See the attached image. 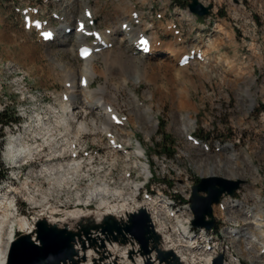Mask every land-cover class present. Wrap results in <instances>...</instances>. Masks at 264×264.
<instances>
[{
  "label": "rangeland",
  "instance_id": "374dc122",
  "mask_svg": "<svg viewBox=\"0 0 264 264\" xmlns=\"http://www.w3.org/2000/svg\"><path fill=\"white\" fill-rule=\"evenodd\" d=\"M81 1L85 0L74 2L70 0H0V112L6 108L7 115L20 118L17 126L12 121L11 125H9L10 122L2 121L6 127L0 128V142H4L0 147V164L2 165L0 174L6 175L7 180L2 182V185L5 184V187L9 185V187L4 195L12 199L14 208L19 211L17 215L30 219L31 223H34L35 230L37 222L35 217L43 209L42 206L36 207V203L41 205L43 196H47V201L63 212L80 209L96 212L98 211L96 207L99 206V201L96 199L91 201L88 209L76 199L77 193L80 199L86 198L89 189L85 186L88 183L94 185L96 181L98 183L96 187L103 182H109L116 188L122 186V180L126 179L129 181L125 189L128 193L132 192L130 185L142 184L145 188L142 191L144 194L140 193L138 194L140 196L136 197L140 202L141 200L145 202L143 197L150 194L155 196L159 191L170 195L175 194L187 202L190 201L193 187L199 184L201 179L209 177L202 174L206 166H211L216 159L221 160L222 163L228 162V155L231 152L238 154L235 156L238 164L232 165L234 168L229 167V169L240 175L237 178H228L225 175L226 171L222 168L216 176L228 182L239 181L241 184L232 196L222 194L219 197L220 201L223 204L227 200L244 201L245 206L250 207L246 211L248 213L256 203L252 191L259 189L257 196L264 208V109H262L264 108V0H197L205 7L211 6L208 16L204 17L191 13L189 10L191 0H90V7L97 9V12L95 17H90L87 21L88 26L93 24V28L102 33L109 32L118 21L120 14L131 9L130 12L133 11L136 20V23L133 20L131 24L138 26L139 35L150 38L153 47L157 49V52L150 56H138L148 65L155 64L154 70H143L139 75V82L131 81L127 88L124 86L121 92L117 93L119 117H132L133 113L135 114L139 109L146 115L151 114L157 122L150 137H145L142 130L133 129L135 135L131 138L129 148V152L135 151L134 148L139 143L142 144L146 155L141 156L140 163H147L151 174L146 178L142 174L141 166H136L137 162L134 165L132 162L126 165L121 159L122 154L111 149L108 137L98 133L93 137L84 136L79 139L77 151H80V156L78 155L80 160H78L81 161L83 168L79 170L75 176L77 178L72 182L77 183L79 189L72 184L69 185V189L59 188L53 183H50L48 187V184H44L42 180H36V182H43L37 186L41 188L37 195L32 192L31 186H27L30 188L28 191L23 188L26 179L31 178L27 172L32 162L35 170L39 169L43 162L46 163L48 155L52 154L61 155L62 165L73 162L69 147L64 143L65 141H61L64 132L59 122L65 116L62 111V102H64L63 93L66 91V77L58 64L61 65L62 61H66L68 65L77 69V73L82 69L83 64L77 57V51L70 54L63 50L69 44L63 45L58 40L48 44L42 43L37 32L24 30L21 11L29 6L36 8L37 12L33 13V16L43 21H50L47 27L53 29L64 24L68 25L67 29L70 30L67 34L68 43L71 44L77 25L76 19L82 12ZM54 16H59L61 21L54 20ZM115 44L112 43V46L106 50H111ZM125 45V48L115 46L113 51L120 53L124 50L126 57H135L132 52L136 50L135 46L127 41ZM60 48L62 49L56 55L48 51ZM169 49L177 50L180 54L200 50L203 58L191 61L187 66L179 67L177 58L167 57ZM13 62H17L25 70L14 67ZM94 64L98 68L103 66L100 59L95 60ZM118 73L116 72L115 75ZM77 76L76 79H72L75 83H77ZM118 77L120 79L121 76L115 79L119 80ZM104 83V77L98 76L93 79L90 88H96ZM79 92L81 93L80 90ZM247 95H250L253 100H246ZM61 98L62 101H60ZM96 111L98 110L88 114L86 120L96 115ZM187 113L190 127L188 133L184 135L180 130L182 129L181 116ZM100 114L105 118L108 117L104 110H100ZM133 126L134 124L130 125L131 128ZM130 127L124 126L125 131ZM75 131V126L72 125L71 137ZM198 132L207 134L208 150L204 149L203 143L196 146L187 138L192 136L195 139H203L198 136ZM9 136H18L23 143L39 146L27 165L24 164L25 162H18L17 167H13L12 161L6 157L4 145ZM49 138H54L59 143L46 144L47 139L50 141ZM224 147H228L226 152L223 151ZM82 154L91 155L92 158ZM245 154L248 155L247 161L244 159ZM18 165L21 166L20 169ZM253 167L257 169L256 172L253 171ZM126 170L130 177L125 175ZM13 177L17 180L15 188L10 187ZM219 187L217 184L216 188ZM8 190L10 193H7ZM48 190L49 195L46 194ZM13 191L16 193L14 194ZM30 191L32 194L29 193ZM31 196L34 197L35 204L29 203L28 198ZM198 196H207V194L199 192ZM164 197L167 198L164 199ZM159 198L169 203L175 202V199L170 196L160 195ZM133 204L132 202L130 206ZM159 206L162 207V211H159ZM159 206L156 207L158 213L156 212L155 217L156 221L159 219L162 223L164 222L165 238H168L170 244H176V249L184 256L189 259L191 256L193 261L190 264H205V258L208 255V257L212 256V264L219 256L222 258V264H252L247 257L240 255L239 243L232 242V239L225 236L229 230L228 227L234 225L240 229L252 228V224H246L244 220L245 212H241L242 215H232L227 209L221 210L218 203L211 206L214 227L218 230L215 233L209 232L212 233V239L217 238L214 242L217 251L216 253L208 252V254L191 249L181 239L178 221L183 219L188 221L190 227H194L192 222L196 219L190 202L183 205L179 212V219L167 217V213L171 211L167 203L159 202ZM173 211L178 212V210ZM205 220H208V217H205ZM10 222H12L11 219H8L3 227L0 252H3L2 248L5 247ZM15 231L17 235L22 233L17 230V227ZM110 237L116 243V232ZM36 238L34 237L33 243L41 247L40 241L35 240ZM74 244L75 241L71 244L72 250L69 256L59 264L70 261L75 253ZM117 246V253L125 250V246ZM140 249V256L152 253L151 250ZM154 255L157 256L155 252ZM261 261L259 260L256 264H264V261ZM143 262L145 264V261Z\"/></svg>",
  "mask_w": 264,
  "mask_h": 264
},
{
  "label": "bare ground",
  "instance_id": "6f19581e",
  "mask_svg": "<svg viewBox=\"0 0 264 264\" xmlns=\"http://www.w3.org/2000/svg\"><path fill=\"white\" fill-rule=\"evenodd\" d=\"M70 1L74 2L78 0H70ZM81 3H82V7L80 8L82 9V12L76 19L77 20L76 27H78V22H83L87 24L88 19H86L84 16L86 11L91 12V18L95 17L96 15L95 13L97 12V9L94 10L93 8L90 7L91 6L90 0H85L84 2L81 1ZM130 10L131 9L127 10L126 12L124 11V13L120 14L118 21L109 30L111 35L107 34V32L106 33L101 32L106 42L116 43L115 46L118 48L121 47L125 48L126 41L130 42L131 45L135 46V48L138 46L137 42L143 36H140L139 33L137 32L138 26H133L131 24V21L134 20V22L136 23V20L134 18L133 11L130 12ZM118 23L120 24L119 26ZM123 24H127L128 27L127 30L125 31L121 29ZM66 28H69V26L64 24L61 25L59 28L53 29L56 35L53 41L55 42L56 40H58V42L63 45L69 44L68 47L63 50L70 52V54L77 51L78 54V48L82 45H86L87 38L75 31L73 33L74 35L73 42L70 44L68 43L69 41L68 35L64 33V30ZM45 29L52 30L49 27H45ZM146 39L148 40V43L152 48L151 53L155 54L157 52L156 51L157 49L153 47L152 40L150 41V38L148 37H146ZM48 42L51 41H47V44ZM113 48L111 50H106V51L102 49L101 52L92 53L87 60L82 62L83 64L82 69L78 71L79 73H77V69L75 70L72 66L68 65L66 61H62L60 63L61 65L58 64V66L63 69V73H65L66 91L65 93H63V95L65 94L68 99L62 102V111L65 114V116H63L61 122H59L60 123L59 125L60 127L63 128V132H64L61 137V139L63 140L61 141L62 142L65 141L64 143L67 144V146L69 147L71 151L70 157L73 162L62 165L60 163L61 161L60 154L48 155L49 158L46 161V163L43 162L40 165V168L36 170L33 169L32 166L33 162H32L31 165L29 166V171L27 172L29 177L31 178H27L25 183H23L24 186L23 188H25L26 191H28L30 188L31 189L33 188L32 192H35V195H37L38 190L40 191L41 189L40 186L38 187L39 189L37 188V186L39 185V183L41 184L43 182L46 185L48 184V187L50 183H53L59 188L62 187L69 189L70 188L69 185L71 186L72 184L73 187L79 189L77 183H72L73 180L77 178L75 176L79 173V170L83 168L81 161H79L80 159L78 160L79 157L78 155L80 152L77 151L79 146V139L84 136L93 137L98 133H102L106 137L110 134V137L108 139L109 143L112 140H114V142L117 145H122V150L118 152L122 154L121 159L126 165H128L130 162H132V164L134 165V163L137 162L136 166L137 167L141 166L140 169L142 170V174L145 175L146 178H148L149 175L151 174L149 165L147 163L145 164L140 163L142 162L141 156L146 155L145 149L143 148L142 144L139 143V145L136 148H134L135 151L132 150L129 152V148L131 146V138L132 136L135 135L134 130L136 131L142 130V132L145 134V137H150L155 130L157 122H155V119L151 116V114L146 115L143 111H140L139 109L138 111H136L135 114L133 113L134 116L131 115L132 117H128V118L119 117V109H117V97H118L117 93L121 92L124 86L127 88L130 85L131 81H134L136 83L139 82L140 79L139 75L143 70L152 71L156 66L155 64L148 65L147 63H144L143 59L138 58V56L144 57L143 54H139L135 57L134 56L126 57L124 50H122L119 53L118 51L114 52ZM61 49L62 48L48 50V51L50 53H53V55H56L59 54ZM169 50L170 51L167 52L168 53L167 57L169 58L179 59L180 56H182V54H185L184 52L180 54V52L174 49H169ZM132 52L133 54L137 53V50ZM97 59H100L101 64H103L102 68H98L94 64V61ZM14 67L17 66L15 65ZM17 68L20 69L19 67ZM116 72L119 73L115 75ZM76 75H78L77 83H75L74 80H72V79H76L75 78ZM98 76H103L105 83L96 88H90L93 79H96ZM117 76H121L120 79L118 77L119 80L115 79ZM81 78H85L88 81V84L85 88H82L80 86ZM78 90H80L81 93L80 92L78 93ZM135 100L136 99L134 98V103H136ZM246 100L252 101L253 99L250 95H247ZM108 108H110L112 111L107 112ZM93 110H98L95 112L96 115L90 116V118L86 120L88 114H92ZM100 110H104L105 112H107L108 117L107 118L103 117V115L100 114ZM112 114H116L120 120H123L122 126L115 125L112 122L111 120ZM188 117H189L188 113L187 115L184 114L181 116L182 129L180 130H182L181 133H183L184 135L188 133L190 127ZM11 124L12 123L10 122L9 125ZM131 124H134L133 128L130 127ZM72 125L75 126V130H76L73 137H71ZM124 126L126 128L128 127L130 128L127 131H125L126 128H124ZM5 127H6L5 125H0V128L5 129ZM122 135H124V137H121ZM47 140L45 142L46 144L49 143L56 145L57 143H59L54 138H49L50 141ZM5 143L7 144L4 153L6 157L12 161L13 167H17L18 162H22V163L25 162L24 164L27 165V163L32 160L34 152L38 151L37 149L39 147L34 144L28 145L26 144V142L23 143L18 136L17 137L9 136V139ZM228 147H224L223 151L226 152ZM236 155L238 154L231 152L228 155L229 161L224 163H222L221 160L216 159V161L211 166L209 167L206 166V170L202 171V174L209 177H215L217 174H219V171H221L223 168L224 171H226L225 175L228 178H232V179L237 178L238 175L240 174L235 173V171L229 169V167H233L232 165L238 164L237 163L238 161L235 158ZM244 159L246 161L249 160L247 154L244 155ZM18 167L20 168L21 166L18 165ZM253 171L256 172L257 169L253 167ZM125 175L130 177V174H128V170L125 171ZM36 180H42L43 182H36ZM128 182L129 181L126 179L122 180L121 183L122 186L114 188V186H111V183L109 182L108 183L103 182L98 187H96V185L98 184L96 181L94 185H92V183H88L85 186L89 189L86 198L80 199L79 193L76 194V199L78 200L77 202L79 203L82 202V205L86 209H88V207L91 205L92 200L95 201L96 199L97 201H99L98 203L99 206L96 207L98 211L96 212H91L90 210L87 211L81 209L74 211L70 210L69 212L66 211L63 212L60 209H58L57 206L51 205L47 201V196L42 197L43 200L41 201L42 203L41 205H38L36 203V207H41V206L43 207V209L40 210L37 217H35L36 221L42 220L45 221L49 226L51 225L56 226L57 228L67 229L72 232H75L76 230L81 228V226L87 227L86 233L82 234L79 240L78 239L75 240L74 255L70 258V261L64 262L63 264H143L144 263L143 261H145V264H147L148 262H151L153 264H163V262L157 256L154 255L153 250L152 253H148V254L145 253L143 254V256H140L141 249L134 242L127 243V245L125 246V250L117 253L118 246L116 245L115 242L111 240V237L102 230L101 223L103 222L104 219L112 217L114 220L116 218L120 223H123L126 221L128 217L127 215L129 213H133L141 209H143L148 215H150L152 219V224H154L155 226L154 230L156 231V233L162 236L166 245V249L174 252L182 264H190L193 261L190 255L189 256L191 260L186 256H184V254L180 252L178 249H176L175 247L176 244L175 245L170 244L168 238L167 237L165 238V235L163 234L164 231L163 229L165 228L164 222L162 223L161 221H159V219L156 221V217H155L157 212L156 208H154L153 205H149L146 201L143 202L141 200L140 202L139 200L136 199L137 195L140 194V190L143 185L133 183L134 185H130L132 192L128 193L125 191ZM27 186L28 187L31 186V187L28 188ZM259 191H260L259 189H253L252 191L254 194L253 197L256 200V203L255 206L251 208L248 213L246 211L250 207H246L244 201L239 200L237 202H234V200L233 201L227 200L224 204L225 209L229 210L228 213L232 215H238V214L242 215L241 212L243 213L245 212L246 217L244 220L247 222L246 224L248 223L252 224L251 229L255 230L253 231L249 228L240 229L237 228V225H234L233 227H228L229 230L225 234L226 238L232 239V242L234 241L235 243H239L238 247H239L240 255L247 257L252 264L258 263L259 260L264 261V241H262L264 240V208L262 207V202L259 196H257ZM29 193H31V191ZM49 193H50L49 190L46 191L47 195H49ZM165 198L167 197H164V199ZM164 199H159L160 200L159 202L167 203L171 211L179 210V207L175 205V202L169 203ZM11 200L12 199H10L7 195L1 196V200H0V244L2 239L1 234L3 233V227L5 226V223L7 222L8 219L9 220L11 219L12 221L10 222V226H9L10 231L7 234L8 237L5 242V247L2 248L3 252H0V264L5 263L7 247L9 243L14 239L13 233H15L14 231L16 227L19 232L21 231L24 234L32 235L33 240L34 237L36 238V234H34L33 224L31 223L30 219H28L25 216L15 214L14 204ZM33 200H34L33 196L28 198L29 203L31 202L33 204L34 203ZM132 202L134 204L133 206H130ZM181 227L183 229L182 230L183 233L186 234L187 229L184 226ZM186 238H188V236H186ZM37 239L38 238H36L35 240ZM185 243L187 245L188 244L191 245L190 239H187ZM189 245L188 247H190ZM208 256L205 258L206 260L205 264L212 263V256L210 257ZM230 259L233 260L232 258Z\"/></svg>",
  "mask_w": 264,
  "mask_h": 264
},
{
  "label": "water",
  "instance_id": "95a60500",
  "mask_svg": "<svg viewBox=\"0 0 264 264\" xmlns=\"http://www.w3.org/2000/svg\"><path fill=\"white\" fill-rule=\"evenodd\" d=\"M189 5L191 13L198 16H208L211 6L205 7L197 0H191ZM219 184V188H216ZM227 184V185H226ZM241 182H228L220 177H207L201 179L199 184L193 187L190 198L191 210L195 215L192 222L195 228L214 227L211 206L217 204L222 194H232L239 188ZM204 192L207 196H198ZM125 222L120 223L116 218H106L101 223L102 230L109 236L116 232V244L126 246L134 242L142 250H153L157 257L165 264H182L174 252L167 250L162 236L154 230L150 215L143 209L129 213ZM208 217V220H205ZM87 227L81 226L75 232L49 226L45 221H37L34 234L40 241L41 247L33 243V237L29 234H20L9 247L6 264H59L64 261L71 252V244L86 233ZM150 248V249H149ZM219 256L214 264H222Z\"/></svg>",
  "mask_w": 264,
  "mask_h": 264
},
{
  "label": "trees",
  "instance_id": "16d2710c",
  "mask_svg": "<svg viewBox=\"0 0 264 264\" xmlns=\"http://www.w3.org/2000/svg\"><path fill=\"white\" fill-rule=\"evenodd\" d=\"M262 109H264V108H262ZM4 116L6 117V115H4L3 113L0 114V122H1L0 125H3L2 124V120H3V117ZM17 121H18V118H16V122ZM198 136H201L206 141L209 139L208 136H207V134H204L203 132H198Z\"/></svg>",
  "mask_w": 264,
  "mask_h": 264
},
{
  "label": "built area",
  "instance_id": "2783aa9c",
  "mask_svg": "<svg viewBox=\"0 0 264 264\" xmlns=\"http://www.w3.org/2000/svg\"><path fill=\"white\" fill-rule=\"evenodd\" d=\"M7 193H10V190L7 191ZM15 194V193H14ZM159 211H162V207L159 206ZM167 216V215H166ZM168 217V216H167ZM169 218V217H168Z\"/></svg>",
  "mask_w": 264,
  "mask_h": 264
}]
</instances>
